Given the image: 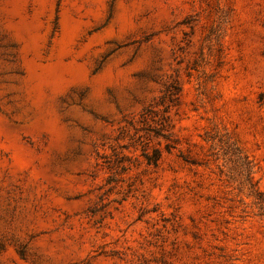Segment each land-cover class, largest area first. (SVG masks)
Instances as JSON below:
<instances>
[{
	"label": "rangeland",
	"instance_id": "rangeland-1",
	"mask_svg": "<svg viewBox=\"0 0 264 264\" xmlns=\"http://www.w3.org/2000/svg\"><path fill=\"white\" fill-rule=\"evenodd\" d=\"M0 264H264V0H0Z\"/></svg>",
	"mask_w": 264,
	"mask_h": 264
},
{
	"label": "trees",
	"instance_id": "trees-1",
	"mask_svg": "<svg viewBox=\"0 0 264 264\" xmlns=\"http://www.w3.org/2000/svg\"><path fill=\"white\" fill-rule=\"evenodd\" d=\"M160 157V151L158 149L154 150V157L153 159H151V157H147L148 160H152V162H155L158 160V158Z\"/></svg>",
	"mask_w": 264,
	"mask_h": 264
}]
</instances>
